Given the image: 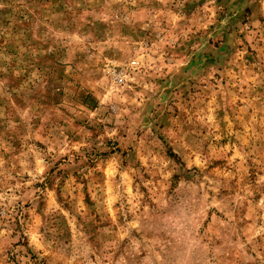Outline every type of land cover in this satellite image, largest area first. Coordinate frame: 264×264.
<instances>
[{
  "label": "clouds",
  "instance_id": "9594fccd",
  "mask_svg": "<svg viewBox=\"0 0 264 264\" xmlns=\"http://www.w3.org/2000/svg\"><path fill=\"white\" fill-rule=\"evenodd\" d=\"M0 264H264V0H0Z\"/></svg>",
  "mask_w": 264,
  "mask_h": 264
}]
</instances>
